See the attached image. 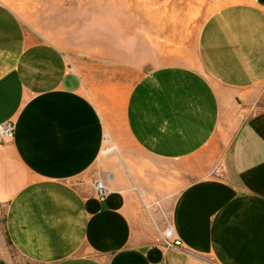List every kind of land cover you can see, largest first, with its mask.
<instances>
[{"label": "crops", "instance_id": "crops-1", "mask_svg": "<svg viewBox=\"0 0 264 264\" xmlns=\"http://www.w3.org/2000/svg\"><path fill=\"white\" fill-rule=\"evenodd\" d=\"M167 49L42 32L0 1V264H264V4L209 11L189 64Z\"/></svg>", "mask_w": 264, "mask_h": 264}, {"label": "rangeland", "instance_id": "rangeland-1", "mask_svg": "<svg viewBox=\"0 0 264 264\" xmlns=\"http://www.w3.org/2000/svg\"><path fill=\"white\" fill-rule=\"evenodd\" d=\"M0 1L28 26L42 32L63 29L79 40L102 39L127 49H133L143 38L156 40L168 48L166 63L189 64L186 50L192 48L208 12L224 3L250 0ZM110 148L108 142L107 149ZM5 213L6 207L0 204L2 227Z\"/></svg>", "mask_w": 264, "mask_h": 264}, {"label": "built area", "instance_id": "built-area-1", "mask_svg": "<svg viewBox=\"0 0 264 264\" xmlns=\"http://www.w3.org/2000/svg\"><path fill=\"white\" fill-rule=\"evenodd\" d=\"M15 137V125L13 122H6L0 124V142L11 141ZM106 142V137H105ZM106 147V144H105ZM104 147V152L107 148ZM215 174L217 176L223 177V171L218 168L215 170ZM95 188L97 191V195L100 200H106L108 196V189L106 184L102 180H97L95 183ZM163 245L167 248H181L183 246V241L177 237L175 230L172 227L166 229L163 238Z\"/></svg>", "mask_w": 264, "mask_h": 264}, {"label": "water", "instance_id": "water-1", "mask_svg": "<svg viewBox=\"0 0 264 264\" xmlns=\"http://www.w3.org/2000/svg\"><path fill=\"white\" fill-rule=\"evenodd\" d=\"M260 4H264V0H257Z\"/></svg>", "mask_w": 264, "mask_h": 264}, {"label": "bare ground", "instance_id": "bare-ground-1", "mask_svg": "<svg viewBox=\"0 0 264 264\" xmlns=\"http://www.w3.org/2000/svg\"><path fill=\"white\" fill-rule=\"evenodd\" d=\"M106 151H110V149L109 150L107 149Z\"/></svg>", "mask_w": 264, "mask_h": 264}]
</instances>
